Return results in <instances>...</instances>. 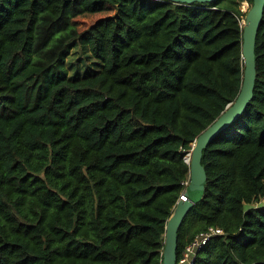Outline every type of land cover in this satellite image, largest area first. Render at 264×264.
Returning <instances> with one entry per match:
<instances>
[{
  "label": "trees",
  "instance_id": "trees-1",
  "mask_svg": "<svg viewBox=\"0 0 264 264\" xmlns=\"http://www.w3.org/2000/svg\"><path fill=\"white\" fill-rule=\"evenodd\" d=\"M243 1L0 0V264H162L184 152L241 88ZM77 46L101 70L69 73ZM255 57L178 231L177 258L224 232L193 264H264V9Z\"/></svg>",
  "mask_w": 264,
  "mask_h": 264
},
{
  "label": "water",
  "instance_id": "water-1",
  "mask_svg": "<svg viewBox=\"0 0 264 264\" xmlns=\"http://www.w3.org/2000/svg\"><path fill=\"white\" fill-rule=\"evenodd\" d=\"M175 4L190 5L193 3H212L215 0H159ZM264 0H252L242 23V58L244 61L243 80L240 91L233 103L227 106L220 116L215 119L194 140L189 167L190 182L186 191V201H177L176 206L166 222L164 233V248L162 264H176L178 231L191 208L198 203L204 194L207 180L206 172L201 164L203 150L210 141L222 130L231 125L246 109L253 97L256 79L255 41L258 28L262 21Z\"/></svg>",
  "mask_w": 264,
  "mask_h": 264
},
{
  "label": "built area",
  "instance_id": "built-area-1",
  "mask_svg": "<svg viewBox=\"0 0 264 264\" xmlns=\"http://www.w3.org/2000/svg\"><path fill=\"white\" fill-rule=\"evenodd\" d=\"M191 144V149L188 151L184 152V157L183 161L184 163L188 166V173L186 175L185 180L181 183L182 185V190L180 193V196L178 198V201H186V191L187 187L190 182V176H189V167H190V162H191V151H192V146ZM224 232L220 228L216 227H209L207 230L198 233L197 235L194 236V238L191 240L190 243H188L185 248L183 249L182 253L180 254L179 258H177L176 264H193L194 261L196 260L197 254L204 249V247L207 245V243L215 236H220L223 235Z\"/></svg>",
  "mask_w": 264,
  "mask_h": 264
},
{
  "label": "rangeland",
  "instance_id": "rangeland-1",
  "mask_svg": "<svg viewBox=\"0 0 264 264\" xmlns=\"http://www.w3.org/2000/svg\"><path fill=\"white\" fill-rule=\"evenodd\" d=\"M250 6L251 5L246 1L241 3V9L244 12H247ZM67 67L69 73L74 74V76L93 74L95 71L101 70V65L98 63L97 59L93 58L89 54V51L83 46H77L72 50L67 59ZM260 205L264 206V200ZM189 232L190 231L188 230V233Z\"/></svg>",
  "mask_w": 264,
  "mask_h": 264
}]
</instances>
